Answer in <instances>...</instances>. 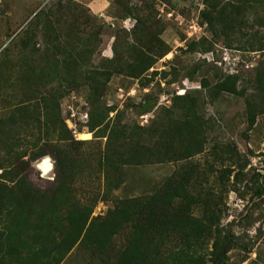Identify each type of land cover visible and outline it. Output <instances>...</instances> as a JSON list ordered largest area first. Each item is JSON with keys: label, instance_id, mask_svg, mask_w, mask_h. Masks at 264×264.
<instances>
[{"label": "rangeland", "instance_id": "1", "mask_svg": "<svg viewBox=\"0 0 264 264\" xmlns=\"http://www.w3.org/2000/svg\"><path fill=\"white\" fill-rule=\"evenodd\" d=\"M144 1L0 0V62L9 73L0 117L30 88L42 113L28 124L40 132L22 135L28 151L46 155L23 172L48 194L65 175L57 197L69 191L67 202L93 207L92 218L130 207L146 228L186 214L205 225L197 249L209 261L224 254V264H264V109L249 106L264 67V4L220 0L223 15L211 26L206 0ZM33 45L48 50L22 55ZM59 64L69 74L57 73ZM46 66L51 94L41 95ZM229 79L236 93L220 89ZM171 182L189 185L195 204L165 215L163 204H149ZM131 230L116 236L114 252ZM150 243L163 255L184 246L181 234L155 233ZM114 252L103 260L77 245L63 264H114Z\"/></svg>", "mask_w": 264, "mask_h": 264}, {"label": "trees", "instance_id": "2", "mask_svg": "<svg viewBox=\"0 0 264 264\" xmlns=\"http://www.w3.org/2000/svg\"><path fill=\"white\" fill-rule=\"evenodd\" d=\"M256 1L264 4V0ZM206 2V8H211V12L207 13L208 16H204V19L209 20L210 25L213 26L221 19L223 8H220V0H206ZM143 3L147 2L143 0ZM63 8L60 7L59 10ZM241 9L246 10V7ZM42 15H45V12ZM215 15L216 17H213ZM33 34L34 41L37 34ZM35 52L44 53L36 50V46L33 45V47H26L22 55L30 53L34 57ZM7 53L5 52L6 55ZM45 59H48L47 54ZM52 69L49 66L44 68L42 90L47 89L50 84V78L54 74ZM54 69L63 76L70 72L67 66L63 68L64 71L60 69V64L55 65ZM263 69L264 67L257 69L258 89H256L257 93L250 98L249 106L253 111L264 109V90L261 89L264 87ZM8 74L3 73V63L0 62V87L7 85ZM47 80L49 81L46 85ZM11 88H14L13 84ZM237 88L236 80L232 79L220 87L221 90L232 93H236ZM43 92L47 95L51 94L44 90L41 93L38 90L37 93L43 95ZM245 92L246 90L241 92V95L245 96ZM10 99L14 100L15 106L8 110L6 108L9 114L5 118L0 117V171H2L0 175V264H63L77 245L104 260V255H110L115 251L113 243L116 236L130 228L132 230L127 235V243L109 257V259L115 258L114 264H224V254H215V258L209 261L206 253L197 249L203 241L205 225L186 214H183V217H166L158 227L144 228L140 223H134L137 215L133 214L130 207H117L108 218H92L93 207L75 206L67 202L69 191L66 190L63 195L57 197V191L67 178L65 175L56 181L55 189L51 194L34 186L28 175L23 172V165L29 166L30 163L46 154L41 153L40 148L36 146L34 151H28L24 147L22 134L26 130L40 132L39 128L30 130L28 124L40 123L42 113L40 109H36V106L33 108L34 98L31 88L25 91L21 101L17 102L14 96ZM44 100L47 99L44 98ZM184 100H188V97ZM174 107L176 104H173ZM181 110L188 109L182 107ZM46 116L49 117L48 114ZM192 130L193 126L190 125L189 131ZM100 137H106V131H103ZM190 137L193 138L191 132ZM26 157H29L28 163L25 162ZM60 162L64 165L62 160ZM61 167L59 165V168ZM170 184L171 187L166 188L162 194H158V198L154 199L149 206L163 204L165 215L168 214L166 212L168 208L179 202L184 203L187 206L186 209L194 206L195 196L190 193L189 185L178 182ZM65 203L67 205L64 210ZM155 233L159 234L160 239L172 234H181L184 246L169 250L163 255L150 243Z\"/></svg>", "mask_w": 264, "mask_h": 264}, {"label": "water", "instance_id": "3", "mask_svg": "<svg viewBox=\"0 0 264 264\" xmlns=\"http://www.w3.org/2000/svg\"><path fill=\"white\" fill-rule=\"evenodd\" d=\"M51 169V164L49 162V160H45L44 161V165H43V172H47Z\"/></svg>", "mask_w": 264, "mask_h": 264}, {"label": "crops", "instance_id": "4", "mask_svg": "<svg viewBox=\"0 0 264 264\" xmlns=\"http://www.w3.org/2000/svg\"><path fill=\"white\" fill-rule=\"evenodd\" d=\"M97 7L100 9L101 6H100V5H97ZM98 8H97V9H98ZM99 9H98V10H99Z\"/></svg>", "mask_w": 264, "mask_h": 264}]
</instances>
